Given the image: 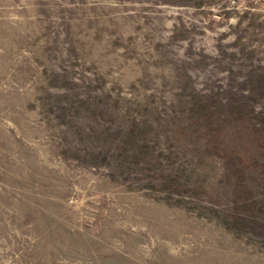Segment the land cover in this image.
<instances>
[{
	"label": "rangeland",
	"instance_id": "1",
	"mask_svg": "<svg viewBox=\"0 0 264 264\" xmlns=\"http://www.w3.org/2000/svg\"><path fill=\"white\" fill-rule=\"evenodd\" d=\"M0 264H264V0H0Z\"/></svg>",
	"mask_w": 264,
	"mask_h": 264
}]
</instances>
